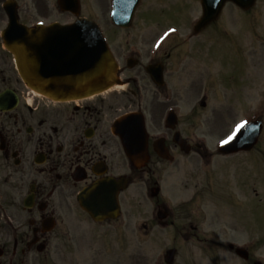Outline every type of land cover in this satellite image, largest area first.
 Here are the masks:
<instances>
[{"label": "flooded vegetation", "instance_id": "flooded-vegetation-1", "mask_svg": "<svg viewBox=\"0 0 264 264\" xmlns=\"http://www.w3.org/2000/svg\"><path fill=\"white\" fill-rule=\"evenodd\" d=\"M161 3L157 10L160 15H175L176 5L171 0ZM33 8L43 20L47 18L45 0H31L29 27L35 25ZM155 8L152 5L140 11L141 27L133 22L128 28L112 24L107 28L106 41L117 67L116 86L58 102L30 87L27 91L12 54L3 46L0 29V92L8 89L17 98L11 110H0V264H111L106 256L109 253L103 255V249L109 252L113 231L120 233L126 223L119 218L92 219L80 206L78 196L98 181L124 179L126 188L118 195L121 216L122 196L127 190L132 202H138L137 194L149 195L153 187L158 186L160 194L162 164L168 163L156 149L161 140L175 173L178 170L184 175L180 182L183 190L189 192L187 198L175 203L176 216L161 202V194L150 198L154 209L164 210L171 218L170 225L179 217L187 220L178 227L177 236L204 244L212 264L225 248L245 264L257 263L249 247H245L248 252L244 260L230 247L240 240L239 224H227L221 214L210 215L203 205V195L207 194L216 211L237 208L233 202L238 204L241 199L253 213L264 210L256 161L254 156L249 163L237 161L233 169L236 196L229 194L226 200L219 174L224 163L213 154L212 147L209 149L208 141L195 133L198 114L209 111L214 118L221 114V107L214 106L205 91L195 105L191 59L188 47H184L193 35L182 33L187 24L173 16L161 24ZM58 39L49 38L45 49L47 59L53 62L59 57ZM41 47L34 49V43H29L30 52H36L39 59ZM202 92L200 86L198 94ZM9 101L11 98L6 97L1 102L9 105ZM134 112L143 118L147 138L142 137L137 123L121 126L131 133V159L112 127L121 116ZM180 161L185 164L182 168ZM175 187L178 190L176 182ZM119 221L123 225H115ZM260 227L256 221L251 226L253 246L258 243ZM89 247L93 250H87ZM122 264H126L125 259Z\"/></svg>", "mask_w": 264, "mask_h": 264}, {"label": "rangeland", "instance_id": "rangeland-1", "mask_svg": "<svg viewBox=\"0 0 264 264\" xmlns=\"http://www.w3.org/2000/svg\"><path fill=\"white\" fill-rule=\"evenodd\" d=\"M5 1L0 0V28L4 27L6 23L2 6ZM30 1L16 0L20 7L18 11L20 21L27 24H29ZM154 1L144 0L139 10H146ZM163 1L155 2V5L160 6ZM171 1L178 7L176 10L185 15L183 18L172 15L174 20L179 23L180 21L183 23L187 17L195 21L201 14L199 0ZM255 1V5L245 12L232 5H226L216 28H207L203 34L189 39L187 46L184 47H188L189 59H191L189 66H191L190 70L195 82V105L198 106L197 102L203 95V93L198 94L199 87L203 86L202 89L207 92L206 94L211 92L208 95L213 100L214 106L221 107V114L214 118L211 117L209 111L198 114L199 121L195 124V129H198L195 133L198 137H203V134L207 133L204 136L210 141H222L231 136L243 120L259 116L263 120V131L260 135L263 156L261 152L257 153L259 157L256 160V165L259 178L258 187L260 192L264 193V179H260L264 176V0ZM48 5L45 11L47 19H70L68 14L59 12L56 0H48ZM80 5L82 16L97 20L102 30L108 27L109 0H80ZM157 10L156 7L154 12L158 15L157 20L161 24L172 17L168 18L170 14L160 15ZM33 13L35 15L33 21L41 17L35 9ZM141 21V17H137L135 26H140ZM154 25L152 24L151 27L154 28ZM157 26L159 27V25ZM188 30L185 29L182 33H187ZM20 89L23 88L20 86ZM206 114L209 118L205 116ZM249 154H246L245 158L248 163L252 161V156H254V160L256 158L255 155ZM231 160H228L230 162H227L225 169H221L220 172L222 180L225 181L223 194L226 200L229 194L236 196L234 184L231 182L228 185L237 163L235 162L237 159ZM180 163V168H182L185 164L183 161ZM162 167L161 201L165 202L167 208L174 211L176 216L179 213L174 208L175 203L187 198L188 194L186 193L189 191L183 190L180 182L184 175L178 170L175 173L173 164L168 162ZM175 182L178 183V190L175 187ZM260 192L259 195H262ZM135 198L138 202H132L130 190H127L122 196L123 206L120 219H124L126 224L122 229H119L120 233L116 230L113 231L112 242H109V252L107 249H103V255L109 253L106 256L111 258V264H122L123 259L126 260V264H163L162 256L172 246L176 248L177 252L171 264H212L211 256L205 252L204 244L175 236L178 227L187 220H183L178 215L179 218L175 219L174 225H169L170 217L166 219L167 225L165 226L155 224L152 216L156 219V211L146 194L144 192L137 194ZM233 199L235 201L234 197ZM233 204L237 205V208L227 207L216 211L213 200L207 194L203 195V205L210 215L221 214L227 224L238 225L237 223H239L237 234H240V240H237L236 244L249 246L250 251L254 252V256L264 263V231L259 234V241L254 246L250 243L251 235L249 233L253 222L256 221L257 224L261 223L262 225L264 210L253 213L252 208L250 209L246 205L245 200L238 204L233 202ZM123 221L115 222V225H123ZM141 224L147 225L144 235L140 228ZM87 250L92 251L93 248L89 247ZM220 256L221 258L215 264H244L237 258L231 257L227 251L222 252Z\"/></svg>", "mask_w": 264, "mask_h": 264}, {"label": "water", "instance_id": "water-1", "mask_svg": "<svg viewBox=\"0 0 264 264\" xmlns=\"http://www.w3.org/2000/svg\"><path fill=\"white\" fill-rule=\"evenodd\" d=\"M113 0V21L120 25H126L130 20L129 15H124L123 11H132V4L126 6L128 3H133L137 0ZM226 0H201L203 8V16L198 22L196 30L207 24L214 19L222 4ZM242 8L250 7L255 0H232ZM58 4L61 9H69L78 14L79 4L78 0H58ZM131 6V7H130ZM5 13L9 16V24L5 31L8 47L14 52L20 72L25 79L26 84H29V34L30 31L25 26L17 23V17L15 13V5L10 3L4 4ZM61 31L60 35L63 37L78 38V49L76 48L75 55L67 57L61 61L62 68L59 71L54 72L55 76H50L52 71L48 73L50 76L42 83L39 79H34L40 91L49 97L60 100L66 97L84 96L87 94L96 93L107 88L114 80V64L111 60V55L106 47L105 41L101 36L100 30L95 22L88 19H77L75 23L59 26ZM90 36L93 38L92 44L90 43ZM14 39V40H12ZM12 40V41H11ZM74 47V45L72 46ZM67 48V44H66ZM34 66V65H33ZM3 107L0 100V108ZM132 115L126 116L122 121L127 122L132 120ZM261 128L260 122L250 123L243 126L233 139L222 144L220 150L223 152L237 151L239 149H249L256 143L259 131ZM124 135V133L122 132ZM121 132L119 135L122 137ZM123 140V137H122ZM107 183L92 186L86 196V200H81L80 204L85 208L95 219H101L100 217L104 213H108L110 216L116 215V188L110 191L108 196L101 195V191H106L104 187ZM110 185V183H108ZM122 185V184H120ZM109 189V188H108ZM113 196V199H112ZM113 200V208L103 210L99 208L101 203H110ZM101 213V214H100ZM175 250L166 252L165 261L171 262ZM236 252L240 255L245 253V250L237 248Z\"/></svg>", "mask_w": 264, "mask_h": 264}, {"label": "snow or ice", "instance_id": "snow-or-ice-1", "mask_svg": "<svg viewBox=\"0 0 264 264\" xmlns=\"http://www.w3.org/2000/svg\"><path fill=\"white\" fill-rule=\"evenodd\" d=\"M237 127H240V125H238ZM231 138V137H230ZM224 142H227V141H224Z\"/></svg>", "mask_w": 264, "mask_h": 264}]
</instances>
